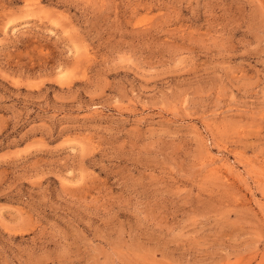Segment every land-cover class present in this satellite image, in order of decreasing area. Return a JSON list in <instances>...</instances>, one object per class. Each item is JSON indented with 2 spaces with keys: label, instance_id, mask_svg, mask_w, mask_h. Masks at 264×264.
<instances>
[{
  "label": "rangeland",
  "instance_id": "1",
  "mask_svg": "<svg viewBox=\"0 0 264 264\" xmlns=\"http://www.w3.org/2000/svg\"><path fill=\"white\" fill-rule=\"evenodd\" d=\"M0 264H264V0H0Z\"/></svg>",
  "mask_w": 264,
  "mask_h": 264
},
{
  "label": "bare ground",
  "instance_id": "2",
  "mask_svg": "<svg viewBox=\"0 0 264 264\" xmlns=\"http://www.w3.org/2000/svg\"><path fill=\"white\" fill-rule=\"evenodd\" d=\"M225 166V165H224Z\"/></svg>",
  "mask_w": 264,
  "mask_h": 264
}]
</instances>
